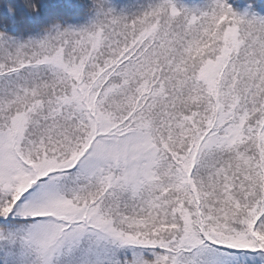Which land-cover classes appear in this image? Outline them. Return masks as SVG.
<instances>
[{
	"label": "snow or ice",
	"instance_id": "obj_1",
	"mask_svg": "<svg viewBox=\"0 0 264 264\" xmlns=\"http://www.w3.org/2000/svg\"><path fill=\"white\" fill-rule=\"evenodd\" d=\"M7 6L0 264H264L258 0Z\"/></svg>",
	"mask_w": 264,
	"mask_h": 264
},
{
	"label": "trees",
	"instance_id": "obj_2",
	"mask_svg": "<svg viewBox=\"0 0 264 264\" xmlns=\"http://www.w3.org/2000/svg\"><path fill=\"white\" fill-rule=\"evenodd\" d=\"M115 2L119 6H124V5L133 3L134 0H115ZM182 2L185 4H188V5L194 6V5L202 3V0H182ZM248 2H249V0H240L241 7L246 6ZM8 4L15 5L16 0H0V15H3L5 17L9 16V10H8V6H7ZM257 10L261 14H264V0H258Z\"/></svg>",
	"mask_w": 264,
	"mask_h": 264
}]
</instances>
